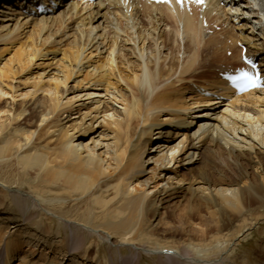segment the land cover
<instances>
[{
  "label": "bare ground",
  "instance_id": "bare-ground-1",
  "mask_svg": "<svg viewBox=\"0 0 264 264\" xmlns=\"http://www.w3.org/2000/svg\"><path fill=\"white\" fill-rule=\"evenodd\" d=\"M178 6L0 0V264H264V0L198 4L222 40ZM244 50L262 88L205 77ZM168 212L191 236L157 238Z\"/></svg>",
  "mask_w": 264,
  "mask_h": 264
},
{
  "label": "rangeland",
  "instance_id": "rangeland-1",
  "mask_svg": "<svg viewBox=\"0 0 264 264\" xmlns=\"http://www.w3.org/2000/svg\"><path fill=\"white\" fill-rule=\"evenodd\" d=\"M195 2H187L185 3V5H181L178 6L179 10L173 13H169L167 10H166V15H167V21L165 20V23H167V25H177L179 21V18H181V13L183 14V9L185 8L186 10H188V13L190 15V17L192 18V21H193V24L196 28V30L198 31H201V33L203 34L202 35V39H211V37H215L216 35V39H219V40H222V36L221 34L226 30V33H230L231 35V32H232V29L231 27H226L225 25L222 26H217L214 28H211V29H207V30H204L202 29V27L204 28H207V27H211V26H208V23L213 25L212 23V17H207L206 15L205 16H202V18L199 17V10H198V6H196L194 4ZM179 5V4H178ZM166 8V7H164ZM202 20V21H201ZM230 26L231 23H229ZM221 26L223 28H221ZM227 28V29H226ZM223 30V31H222ZM216 31V32H215ZM222 32V33H221ZM62 35V34H61ZM68 42L69 40H65V42H62L60 44V46H57V50L55 51V54H54V58L56 60L60 59L63 55V52L62 50H65L67 48V45H68ZM53 48V47H52ZM50 48V49H52ZM54 50V49H52ZM224 56L226 55V57H229L230 54L227 53V54H223ZM53 57L52 55L49 56V58ZM42 60V59H41ZM42 62V61H39V63ZM235 67V65H233ZM219 73L220 72H215V71H212L211 74L210 72H208L207 74H205V77H210V76H213L215 79L217 80H220L218 78H220L219 76ZM210 75V76H209ZM200 76V77H199ZM194 82H196L197 84H199V80H203L201 79V75H197L195 77V79H193ZM195 83V84H196ZM2 177L4 176V173H1ZM14 189H12L13 191ZM12 196H15L16 193H11ZM13 198H16V197H13ZM177 208H179V210H182V208L185 206L184 204H176L175 205ZM174 209V208H173ZM177 214V213H176ZM170 215V213L168 212L167 216H166V220H170L171 222V226H168V227H164L163 229H159V232H158V235H157V238L163 242V241H167V240H172V242H180L183 238H186L188 236H191V234L189 233V229L186 227V221L184 219H178V217H176L175 213L174 215H171L172 217H168ZM249 225V222H247ZM238 223H234L232 224L231 226L227 227L226 229H224L223 231H221V235L225 236V233L228 234L229 232H233V230L235 229L236 225ZM257 229L258 227H255L253 229H251V232H252V235L249 236V238L245 239V240H240L239 243L237 244L236 246V251L235 253L237 254L236 256H249L251 258H255V256L258 254V248H259V240H260V236H258V233H257ZM69 233V232H68ZM257 234V235H256ZM224 238V237H223ZM106 247V246H105ZM103 247L101 252L103 255L105 256H114L115 254L117 253H113L111 247H109L110 249H108V247ZM123 252L122 255H125V256H128L129 255V248L128 247H125L123 248ZM116 256V255H115ZM144 258L141 260V263L140 264H157V260H153L152 258H150L149 256H143ZM252 263H254L252 261Z\"/></svg>",
  "mask_w": 264,
  "mask_h": 264
},
{
  "label": "snow or ice",
  "instance_id": "snow-or-ice-1",
  "mask_svg": "<svg viewBox=\"0 0 264 264\" xmlns=\"http://www.w3.org/2000/svg\"><path fill=\"white\" fill-rule=\"evenodd\" d=\"M161 2L168 3L169 0H161ZM178 3L183 5L184 0H177ZM196 3L202 4L203 0H195ZM230 81L234 86H236L240 91H245L251 88L261 86L259 74H253L248 71L241 70L235 76L229 77Z\"/></svg>",
  "mask_w": 264,
  "mask_h": 264
}]
</instances>
